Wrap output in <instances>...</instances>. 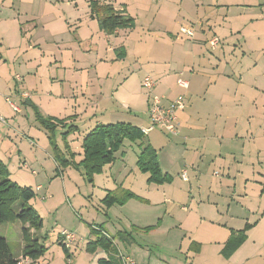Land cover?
<instances>
[{
	"label": "rangeland",
	"instance_id": "rangeland-1",
	"mask_svg": "<svg viewBox=\"0 0 264 264\" xmlns=\"http://www.w3.org/2000/svg\"><path fill=\"white\" fill-rule=\"evenodd\" d=\"M78 1L84 13L85 1ZM105 1L107 3L112 1L117 5L126 2L131 5V11L136 15L137 6L149 4V0H104L103 2ZM212 1L225 4L227 3L225 1L236 0H204V3L209 6V3H213ZM240 1L253 2L254 0H237L233 3H243ZM151 2L158 1L151 0ZM263 2L264 0H256L257 4L252 7L231 5L229 10L225 7H215L216 10L207 15V21H210L211 25L232 23L237 30L241 31L236 34V37L245 36L247 42L246 44L237 43L234 47L238 51L236 57L238 70L243 67V62L247 63L251 66L252 72L264 79ZM174 5L175 7L167 12L166 19L169 22L184 19L181 24L173 28V31H177L179 26L188 22L186 18H183L187 16L179 9L178 3L175 2ZM205 10L207 12L209 9ZM196 15L202 18L204 13L199 11L193 17ZM152 17L153 12L146 6L140 11V23L138 27L136 25V28L131 30L132 33L128 37L131 54L127 66L114 65L116 69L108 79L101 80L94 77L89 84L86 83L83 75L79 85H74L80 88V92L91 86L102 90V101L98 108L94 106L91 108L86 99L78 100L76 103L78 115L74 119V115L71 114L64 120L65 126L57 124L54 129H51L44 124L37 113L44 114L43 118H47L48 113L62 110V107L54 105V100L58 98L55 94L58 95L60 92L58 83H55L53 89L48 77L51 74L54 77L62 73V70L59 71L48 63L53 60L50 55L51 50L46 51L45 59L38 72L23 68L22 58L17 62L12 60L4 65L0 61V116L6 119V122H0L4 124L3 130L7 131L3 134L5 141L3 147H0V160L8 168L7 177L20 186H29L35 191V197L28 204L41 213L43 227L39 234L47 235V237L41 239L42 236H40V239L48 247L45 256L50 261L55 259L53 264L68 263L67 255L58 242L62 229L72 230L79 237L90 238V236L93 237L89 234L92 225L102 223L107 229L105 231L113 236L118 233V230L133 231L135 241L133 237L128 241L117 238V241L124 253L134 257L137 264H262L264 262V191H262L264 163L261 162H264V140L261 143L250 138V132L256 134L260 127L259 131L264 136V122L263 126L256 128L254 122L248 126L245 118L257 110L264 114V102L262 103L259 99L260 102L255 104L257 110L252 108L253 98L248 93H243L244 99L239 108H235L231 102V108L228 111L225 110L231 117L238 118L237 124H234L233 120L230 121L229 133L225 135L239 133L240 147H244V151L254 153V177L250 172L245 171L246 157L242 150L235 151L232 147H228L226 142L211 140L204 143L200 140L193 142L187 140L181 142L185 149L180 148L183 151L176 152L179 164L177 169L170 172L174 178L173 182L165 186L149 184L147 181L149 173L142 172L137 166L142 149L141 141L128 139L116 153L115 160L106 165L102 172L95 173L91 181L89 179L83 159L84 141L92 130L91 125L94 124V129L99 125L97 121L108 124L132 120L145 124L147 118L148 123L143 127L150 125L147 111L151 92L142 86V82L146 75L155 78L157 72L154 69L158 66L164 67L165 61L161 59L166 55L167 47L162 39L158 38L160 34L156 33L158 31L167 34L163 28L164 18L153 20ZM187 18L192 21V17ZM145 22L152 23V29L148 30ZM211 33L212 36L213 32ZM92 42L99 43L98 37L95 36ZM86 45L90 44L86 43ZM63 49L60 50L63 52L64 64L71 63L73 51ZM78 50L80 55L83 45H79L77 52ZM243 50L246 51V56L242 54ZM4 52V47L0 46V56ZM17 75L21 76L20 81H17ZM237 75H234L235 80ZM24 76L27 78L26 81ZM22 84H25L24 88L20 87ZM25 91L34 95L38 106L26 102ZM153 91L155 92V89ZM182 96L186 98L184 94ZM99 98L97 96L96 101ZM13 103L21 108L20 112L14 110ZM125 104L129 108L125 107ZM67 106L68 103L65 109ZM64 111L66 114L67 111L71 113V109ZM164 132L156 129L150 133L149 137L157 145L175 138ZM122 151H125L124 156L121 154ZM238 159L239 162H237ZM231 161H236L240 165L238 170L230 175L228 169H225V164ZM184 171L187 173L188 181L182 177ZM121 185L156 202L149 205L144 200L132 199L127 205H115L109 210L102 203V199L107 191H115ZM209 202L216 204L222 214V217L216 221L234 228L231 235L233 240L239 236L240 231L237 232V230L244 227L246 222L255 225L260 220L247 246H252L256 252L247 263L242 258L243 253L237 255L231 263H227L221 256L220 245L224 241L225 226L213 227L209 223H200L198 211L204 212L205 207L199 204ZM182 206H185L187 211L182 209ZM138 221L142 225L159 221L161 226L147 232L141 228L142 226L136 225ZM14 223L0 226V234L3 235L7 226ZM135 226L137 229L133 230ZM247 238L246 231L244 242ZM199 241L202 245L204 244L201 252L199 249L192 248L194 245L198 246ZM10 247L13 254L17 256L20 252V244L15 235L10 238ZM135 247L139 252L138 256L134 252ZM77 251L74 249L71 253L73 255L70 259L73 262L75 258H78ZM82 251L85 252V249ZM59 255L62 259H59ZM107 255L100 249L90 258L87 255L79 257L78 262L98 264L95 258Z\"/></svg>",
	"mask_w": 264,
	"mask_h": 264
},
{
	"label": "crops",
	"instance_id": "crops-1",
	"mask_svg": "<svg viewBox=\"0 0 264 264\" xmlns=\"http://www.w3.org/2000/svg\"><path fill=\"white\" fill-rule=\"evenodd\" d=\"M84 1L86 5L84 9H86V11L83 13L82 6H80L78 0H0V14H6L5 16H0V46H3L5 49L4 54L0 56L2 64H7V62L12 60L17 62L22 58L21 62L24 65L23 68L32 69L34 72H38L45 59L46 51L51 50L50 55L53 60L48 63L51 67H55L59 71L62 70V73L57 76L54 75V77H52V74L48 75L50 83L53 85V89L55 88V83H58L60 92L58 95L55 94L58 98L57 100H54V105L56 107H62V110L57 111L56 113H48V115H46L47 118L52 117L62 120L59 124L65 126L64 120L71 116V114L74 115L73 118L76 119L75 117L78 115L76 103L78 100L82 99H86L87 104H89L91 108L92 106L98 108L102 101V90L95 89L94 86H91L84 89L83 92H80V88H77L74 85H79L83 75L86 83L89 84V81L94 77L101 80L108 79L112 75L111 73L113 70L116 69H114V65H117L118 67L121 65L127 66V61L131 54V48L128 45V37L132 33L131 30H134L136 25L138 27L140 23V11L144 10L146 6L151 12H153V20L161 17L164 18L165 24L163 28L168 34L158 31L156 32L160 34L158 35V38H161L167 47L165 48L166 55L161 59V61H165L164 67L158 66L154 69L157 72L155 77V92L159 95L165 96L164 103L166 104H169L180 95L184 94L186 97L184 98L186 104L185 108L179 110L177 113L179 134L173 135L166 132L167 135L175 137L173 140H167L164 144L157 145L153 139H150V133L156 129H159L162 132L165 131L159 127L153 129L146 136L147 141L157 150V160L166 177L165 181L161 184H154L165 186L173 182L174 178L170 172L177 169L179 164L176 152L183 151L180 150V148L185 149L181 142L187 140L190 142L200 140L204 143L211 140L221 143L226 142L228 147H232L233 150H242L246 157L244 162V165H246L245 171L250 172L251 176L254 177V153L251 151L248 152L247 150L244 151V147H240L239 133H234L231 136L225 135L229 133L228 125L231 120H233L234 124L238 123V118L235 116L231 117L227 111L231 108V102L235 108H239L242 105L244 99L243 93H248L253 98L252 108L257 110L255 104H258L260 101H262V103L264 102V79L262 76L252 72L251 66H248L247 63L243 62V67H241V70H238V66L236 65L238 51L234 47L237 43L246 44L247 42L245 36L243 38L236 37V34L241 31L237 30L232 23H215L214 25H211L210 21H207V15L213 13V11L219 6L225 7L226 10L227 8L229 10L231 5H236L238 7L239 5L252 7L257 4L255 3L256 0L253 2L240 1L243 3H233L237 0L225 1L227 2L225 4L219 3V1H212L213 3H209V6H207L208 4L205 5L204 0H157V3H153L149 0L148 5H141L138 2L141 6H137V15L135 12L131 11V5L128 3L124 2L117 5L110 1L108 3H111L117 11L125 13L134 20L133 27L121 28L115 34L110 35H108L101 27L99 16L93 14L91 9L92 0ZM98 1L103 2L104 0ZM175 2L178 3L179 9L186 13L187 17H192V21H189L187 17L183 16L188 23L179 26V30L177 31H173V28L177 24H181L184 19L180 18L174 22H169L166 19L167 12L175 7ZM203 6L205 9L207 8L209 10L206 12ZM152 7H154L153 10ZM237 9L240 11L239 8ZM199 11L204 13L203 17L201 18L197 15L196 17H193L194 14H197ZM9 22H11V24H8ZM145 23H147L146 27L148 30L152 29V23ZM183 26L192 28L194 30V36L190 37L181 32V27ZM211 32H213L212 36ZM95 36L98 37L99 43L92 42ZM214 37L219 39L216 49L209 47V42ZM86 43L90 45L87 46ZM92 43H94V47H92ZM79 45H83V51L80 55V51L78 50L77 52ZM61 48H64L63 50L71 49L73 51V60L71 63L64 64V58H62L63 52L60 50ZM245 53L246 51L243 50L242 54L244 56H246ZM242 60H244V58ZM27 71L29 72V70ZM236 74L238 75L235 80L234 75ZM180 78H185L184 80L188 81L187 88L179 84L178 81ZM24 80L26 81L27 78L25 77ZM66 85H68V87ZM23 86H25V84H22L20 87L24 88ZM24 94H27L26 102H28V104H38L36 102L37 99H34V95L32 96L27 91H25ZM80 95L81 97H79ZM97 96L100 98L96 101L95 98H97ZM52 99L55 98L52 97ZM70 101L72 102L70 103ZM66 103H68V106L65 109ZM12 105L15 104L13 103ZM125 107L129 108L127 104H125ZM68 109H71V113L70 111H67L66 114L64 110ZM252 117L254 119H252ZM245 120L248 126H251L252 122H254L253 124L258 128L257 126H263L264 114L257 110L251 112L249 117L245 118ZM131 122L126 123L143 127L148 123V118L145 124H142L141 122L137 123V121L133 120ZM98 124L104 125L100 121H97V125ZM3 125L4 124L0 122V147H3V142L5 141L3 139V137H5L3 134H6L7 132L3 130ZM93 126L94 124L91 125L92 129ZM259 130L260 127L256 134L250 132V138L262 143L264 136H262V133ZM121 154L124 156L125 151H122ZM185 154H187L186 150ZM237 162H239V159ZM239 165L240 163L231 161L228 164H225V169H228V172L231 175L238 170ZM248 165L250 167H248ZM185 181H188V179ZM148 183L151 184L153 182ZM121 187L124 188L122 185L119 188ZM128 190L137 194L132 189L128 188ZM262 191H264V188ZM137 196L140 198H137L138 200H144L149 205L156 202L155 200L145 198L139 194H137ZM132 199L136 198L129 199L123 205H115H127ZM115 205L108 207V209H113ZM199 205H204L205 207L204 212L201 210L198 211L201 224L209 223L213 227L221 225L226 227L224 241L220 245V254L224 257L225 261L231 263L233 259H236L235 257L237 255L243 253L242 258L244 262L247 263V261L250 260V257L256 252L252 246H247L251 240V234L258 226L260 220L258 223L256 222L255 225H253L254 223L246 222L244 227L237 230V232L246 230L248 238L234 252L227 256L225 255L224 248L230 240L234 228L227 227L225 224L216 221L222 217L216 204L209 202L200 203ZM182 209L187 211L185 206H182ZM102 224L104 225V223ZM136 225L142 226V229L152 226L149 230L151 231L160 227L161 223L158 221V223L142 225L138 221ZM26 226H28V224ZM23 227L24 225L22 222L16 221L11 226H7L5 233L3 234V236L9 241V244L11 236L15 235L17 242L20 244V252L16 257H20L24 254L23 249L25 247V242L22 236ZM40 230L36 231L35 229H31V238H38L40 241L41 239L46 238L47 235L39 234ZM104 230L107 231L105 225ZM106 231H104L105 234ZM119 231L129 232L134 238L133 231L131 230L125 229L118 230L117 232ZM89 234H91L90 231ZM40 236H42L41 239ZM86 238L87 237H84L73 246L74 248L72 247L70 254L74 249H76V251L78 249L80 250L77 251L78 258H75L74 262L71 260V263L67 264H83L78 262L79 257L87 255L90 258V256L96 254L98 250L101 249L98 248L95 253L88 252L86 249L87 244L93 238L90 236V238L88 237L87 240H84ZM59 240L60 239L58 238L60 244ZM115 244L118 248V254L115 256L120 258L122 264H124L122 255L130 257L133 260L132 264H137L134 257L124 253L118 244L117 238L115 239ZM203 246L204 244L202 245V242L199 241L198 246L194 245L192 248H195V250L199 249L201 252ZM82 249H85V252H83ZM101 251L104 250L101 249ZM104 252L107 253L106 251ZM134 252L135 254L137 253L138 256L139 252L137 248ZM72 255L73 254L70 256L72 257ZM99 258L100 257L95 258L96 262ZM59 259H62L60 255ZM53 260L50 261L44 254L39 259L35 260V264H53ZM262 264H264V262Z\"/></svg>",
	"mask_w": 264,
	"mask_h": 264
},
{
	"label": "trees",
	"instance_id": "trees-1",
	"mask_svg": "<svg viewBox=\"0 0 264 264\" xmlns=\"http://www.w3.org/2000/svg\"><path fill=\"white\" fill-rule=\"evenodd\" d=\"M91 9L93 14L99 16L100 25L108 35L115 34L121 28L134 26L133 18L121 11H117L111 3L92 0ZM37 113L43 119L44 124L51 129H54L57 124L62 122V120L52 117L43 118V115L39 112ZM146 136L147 134L142 132V127L126 122L99 124L92 129L86 136V141H84L83 159L90 181L95 173L102 172L106 165L111 164L115 160L116 153L121 150L123 142L129 139L131 141H141L142 149L138 156L137 166L142 172L149 173L148 182L157 184L164 182L166 177L157 160V150L146 140ZM7 176L8 168L0 160V226L16 221L22 222L24 225L22 236L25 242L23 253L31 256L35 261L47 251V246L42 241L38 238H31V229L37 231L43 227L42 216L36 208L28 204L35 197V191L29 186H20ZM131 198L137 199L139 197L134 192L121 187L115 191H107L102 203L106 207H111L115 204L123 205ZM27 224L28 226H26ZM151 228L152 226L146 227L144 230L149 231ZM136 229L137 227H133V230ZM104 231L103 224L92 225L90 233L93 239L88 242L87 251L95 253L98 248H101L107 252L108 255L106 257H100L97 260L98 264H122L120 258L115 256L118 254L115 239L119 238L128 241L132 237L131 233L119 231L112 236L107 232L105 234ZM238 233L239 236L236 239L233 240L231 236L226 244L224 248L225 255H230L244 242L246 230ZM59 241L68 258H71V250L63 246L61 240ZM17 260L18 257L13 254L9 241L0 234V264H16Z\"/></svg>",
	"mask_w": 264,
	"mask_h": 264
},
{
	"label": "built area",
	"instance_id": "built-area-1",
	"mask_svg": "<svg viewBox=\"0 0 264 264\" xmlns=\"http://www.w3.org/2000/svg\"><path fill=\"white\" fill-rule=\"evenodd\" d=\"M181 32L184 34L193 37L194 36V30L192 28L183 26L181 27ZM210 47L212 49H216L217 45L219 43V39L217 37H214L210 40ZM17 81L21 80V76L17 75L16 76ZM179 84L185 88L188 87V81L184 79H179ZM155 78L146 75L144 77V80L142 82V86L150 91V97H149V108L147 111V114L150 118V125L148 127H142V132L144 134H148L151 132L153 129L159 127L164 129L166 132L173 134V135H178L179 130H178V111L182 110L185 108V99L182 95L177 97L175 100L170 102L169 104L164 103V98L165 96L159 95L156 92H154L155 88ZM24 96H27V94H24ZM14 110L20 111L21 109L15 105H13ZM0 121L1 122H6V119L3 118V116H0ZM183 179H188L186 171L183 172L182 174ZM83 237H79V235L69 229H62L60 231V240L67 249L71 250L72 247L76 244V242L81 241ZM122 259L124 264H132L133 260L130 257H126L122 255ZM71 262L70 257L68 258V263ZM16 264H35V261L33 258L29 255H21L18 257L17 263Z\"/></svg>",
	"mask_w": 264,
	"mask_h": 264
}]
</instances>
